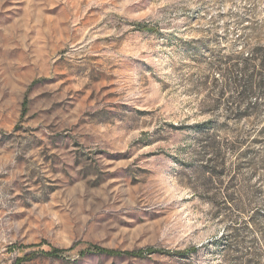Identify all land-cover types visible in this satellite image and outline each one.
Segmentation results:
<instances>
[{
  "label": "rangeland",
  "instance_id": "rangeland-1",
  "mask_svg": "<svg viewBox=\"0 0 264 264\" xmlns=\"http://www.w3.org/2000/svg\"><path fill=\"white\" fill-rule=\"evenodd\" d=\"M263 45L264 0H0V264H228L259 204L226 208L234 156L207 184L192 127L249 130L218 67Z\"/></svg>",
  "mask_w": 264,
  "mask_h": 264
},
{
  "label": "trees",
  "instance_id": "trees-1",
  "mask_svg": "<svg viewBox=\"0 0 264 264\" xmlns=\"http://www.w3.org/2000/svg\"><path fill=\"white\" fill-rule=\"evenodd\" d=\"M137 26L141 31L150 30L142 24ZM234 61L236 62L222 63L218 67L222 85L217 101L226 106L229 120H235L236 123L247 120L250 123L249 130L236 131L233 140H224L218 135L221 130L213 131L211 121L196 124L192 128L202 136V173L207 184L223 182V178L229 173L228 157L234 156L231 176L233 185L224 194L226 208L245 214L250 204H259L247 220L233 222L231 232L223 233L214 244L219 246L227 242L229 250L225 258L228 264H264V216L260 214V208H264V45L255 49L250 57L238 56ZM252 181L256 183L249 187L248 183ZM247 191L251 195L248 203L245 199ZM213 196L218 195L215 193ZM215 204L218 206V203ZM250 233L254 237L249 239ZM43 245L48 243L28 248ZM49 246L48 251L41 250L40 254L61 258L67 252L66 249ZM196 251L197 249L191 250ZM88 252L108 257L145 258L158 251L152 248L123 251L93 244L88 247ZM187 253L189 252L185 254ZM25 258L30 259L31 255Z\"/></svg>",
  "mask_w": 264,
  "mask_h": 264
}]
</instances>
